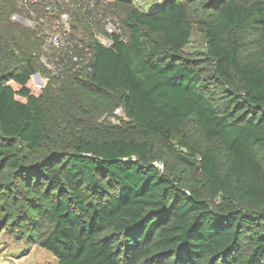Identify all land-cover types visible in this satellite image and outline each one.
<instances>
[{"label": "trees", "instance_id": "16d2710c", "mask_svg": "<svg viewBox=\"0 0 264 264\" xmlns=\"http://www.w3.org/2000/svg\"><path fill=\"white\" fill-rule=\"evenodd\" d=\"M12 1L0 233L56 264H264V0H111L129 6L126 37L88 39L90 68L66 66L38 94L43 40L8 19Z\"/></svg>", "mask_w": 264, "mask_h": 264}, {"label": "rangeland", "instance_id": "374dc122", "mask_svg": "<svg viewBox=\"0 0 264 264\" xmlns=\"http://www.w3.org/2000/svg\"><path fill=\"white\" fill-rule=\"evenodd\" d=\"M55 5L58 6L59 11H66L70 16H77L76 12H80V15L84 16L83 12H81L80 1L81 0H54ZM94 6V10L92 9L93 6L89 5L88 9H91L88 13L87 17L90 15L92 16V24L89 25L90 21H87L85 24L87 26L88 32L85 33L83 29L85 26L77 25L76 28L73 25V40L77 38L78 32L81 31V37L84 41L79 48L77 46H67L66 48L61 49L60 51H56L53 49H48L46 51H42L41 56L44 55L48 59L53 60V57H58L62 55H66V61L64 62V66L60 69L50 67L48 68L38 57L37 62L40 64L39 69L37 70V76L31 77V84L30 90L34 94H38L40 89H46L50 86V76L54 74V76L58 73L60 74V70H63L68 66L73 70H78L82 67H78L76 62L73 60V54L76 53L75 57H78V61L81 63V66L84 65L82 62V58L90 61V57L86 54L90 50L89 47L86 45L89 44L88 39H93L91 30H99L101 32L103 29L104 24L108 22L109 27L115 31V33L121 35L123 38L126 37L127 31L125 30L124 26L122 25L125 12L127 7L129 6H121L118 4L113 3L111 0H87ZM161 2V0H133L132 6H135L141 10H147L151 8V6L157 5ZM82 5L86 4V2L81 1ZM95 3V5H94ZM62 9V10H61ZM8 19L16 24L21 25L23 28L26 29H35L39 35L42 34L43 30H39L40 28L35 25V21H33L29 16V11L25 7H23L17 0H14L9 3L8 9ZM31 21V23H29ZM77 21L76 17L73 23ZM85 22V21H83ZM52 23V21H50ZM86 29V27H85ZM41 31V32H40ZM41 36V35H40ZM88 36V37H87ZM200 35L198 31L195 30L193 34V41L195 45L200 44ZM68 49L72 50L71 54H68ZM87 52V53H86ZM51 61V60H50ZM63 71H61L62 74ZM61 75L60 77H62ZM57 86V85H56ZM95 108V112L99 115V121L103 120L107 114L102 113L103 110L102 106L98 107L97 105L93 104ZM119 117H122L121 109H116L110 117L109 120L115 119L117 120ZM160 168H163L162 164H158ZM17 236L12 235L8 232L0 233V264H56L57 258L45 248L40 247L37 244L28 243L27 240L17 239Z\"/></svg>", "mask_w": 264, "mask_h": 264}, {"label": "built area", "instance_id": "2783aa9c", "mask_svg": "<svg viewBox=\"0 0 264 264\" xmlns=\"http://www.w3.org/2000/svg\"><path fill=\"white\" fill-rule=\"evenodd\" d=\"M23 7L26 6V8L29 11V16L30 18L35 21V25L39 27V30H43L41 37H42V50L46 51L48 49H53L56 51H60L63 48H66L67 46H77L78 48L83 45L80 41L81 37V31L78 32V36L76 39L73 40L72 42V37H73V21L75 20L74 16H70L66 11L62 10L59 11L58 6L55 5L54 0H17ZM81 1L86 2V4L82 5ZM80 1V8L81 12L84 14V23L87 21L89 22V25L92 24V16L90 15L87 17L88 13L90 12L91 9H88V6L92 5L87 0H81ZM95 5V3H94ZM94 10V6L92 7ZM52 21V23H50ZM31 23V21L29 22ZM87 24V23H86ZM40 31V32H41ZM103 32L99 30H91L92 37L95 41H97L99 44L103 46H109L110 45V38L109 36L112 33H115L114 30H112L109 27L108 22L106 25L104 24ZM68 54L72 53L71 49H68L67 51ZM87 53V52H86ZM76 53L73 54V60L76 62L78 67L90 68V61L82 58V62L84 65L81 66V63L78 61V57H75ZM87 56L91 57V51L89 50L88 53L86 54ZM42 62L48 67H55V68H62L64 66V62L66 61V55L58 56V57H53V60L46 58V56L42 55L41 56Z\"/></svg>", "mask_w": 264, "mask_h": 264}, {"label": "water", "instance_id": "95a60500", "mask_svg": "<svg viewBox=\"0 0 264 264\" xmlns=\"http://www.w3.org/2000/svg\"><path fill=\"white\" fill-rule=\"evenodd\" d=\"M33 76H37V74L35 73V74H33Z\"/></svg>", "mask_w": 264, "mask_h": 264}]
</instances>
